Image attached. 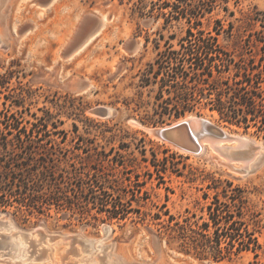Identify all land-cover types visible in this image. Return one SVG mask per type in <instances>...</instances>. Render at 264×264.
<instances>
[{"label": "rangeland", "instance_id": "obj_1", "mask_svg": "<svg viewBox=\"0 0 264 264\" xmlns=\"http://www.w3.org/2000/svg\"><path fill=\"white\" fill-rule=\"evenodd\" d=\"M136 1L0 0V127L4 128L5 115L28 128L36 123V129L50 133L47 138L71 148L79 166L99 164L110 171L112 166L97 152L112 150L110 158L123 156L133 178L136 173L147 178L146 164L153 170L142 152L148 158L154 153L159 158L174 154L177 170H169L160 185L159 179H148L145 189L150 198L140 205L134 202L141 213L130 214L126 221H111L95 210L81 213L52 207L39 213L17 202L0 206L5 220H11L10 226L0 225V264H264V137L255 127L246 132L226 126L210 110L180 118L155 114L154 98L139 86L138 74L154 61L156 44L165 48L170 40L178 47L189 23L182 18L165 24L172 7L164 5L178 0H155L153 15L144 17L135 8ZM251 16L264 20V0H215L212 11L200 19L207 32L216 34L214 28H222L219 39L226 47L262 54L263 43L253 39L264 38V27ZM172 34L176 38L171 39ZM104 107L114 113L108 117L96 113ZM184 118L208 119L229 135L246 137L249 146L234 158L209 142L194 153L156 133ZM83 148L90 149V156ZM250 156L253 159L245 164ZM116 170L123 175L122 166ZM227 181L246 188L251 209L262 212L259 255L246 251L215 261L180 252L181 241L167 222L160 223L153 214L160 212L167 219L164 211L169 210L181 221L189 216L201 222L203 206L216 194L207 185L220 186L219 196L225 201L222 189Z\"/></svg>", "mask_w": 264, "mask_h": 264}, {"label": "trees", "instance_id": "obj_2", "mask_svg": "<svg viewBox=\"0 0 264 264\" xmlns=\"http://www.w3.org/2000/svg\"><path fill=\"white\" fill-rule=\"evenodd\" d=\"M178 1L164 5L172 7L169 15L164 14L165 24L186 18L189 23L186 35L178 41V47L170 40H166L165 48L156 44L158 52L154 61L148 62L138 74L139 86L149 89L154 98L155 114L180 118L188 113L203 115L205 110H210L217 112L219 121L226 126L242 127L246 132L255 127V132L264 137V52L255 53L249 48L235 51L221 43L222 28H214L216 34L202 28L200 18L212 11L215 0H201L197 4ZM156 4L155 0L134 3L141 17L153 15ZM251 18L261 20L264 27L263 19ZM232 28L233 23L228 33H232ZM174 38L176 35L172 34L171 39ZM253 41L262 42L264 47V38ZM251 42L247 43L250 47ZM1 121L4 128L0 127V206L3 208L17 202L39 213L52 207L81 213L95 210L106 213V219L111 221H126L130 214L141 213L134 202L140 205L150 198L145 189L148 179L157 178L160 185L169 170L177 171L176 162L171 159L174 154L159 158L154 153L148 158L142 152V159L150 162L153 170L146 164L147 178L141 179L139 173L133 178V169L125 165L123 156L110 158L112 150L97 152L112 166L110 171L99 164L88 168L80 162L79 166L71 148L47 138L50 133L36 129V123L28 128L18 118L6 115ZM83 152L90 156L89 148H83ZM120 166L122 176L116 174ZM207 187L216 194L203 206L205 214L199 217L201 222L191 221L189 216L181 221L169 210L164 211L167 219L160 212H155L153 218L167 222L171 234L181 241L180 252L184 254L215 261L232 259L246 251L259 255L262 212L251 209L248 190L227 181L222 189L227 199L224 201L219 196L220 186L208 184ZM204 198L208 199L209 194L205 193Z\"/></svg>", "mask_w": 264, "mask_h": 264}, {"label": "water", "instance_id": "obj_3", "mask_svg": "<svg viewBox=\"0 0 264 264\" xmlns=\"http://www.w3.org/2000/svg\"><path fill=\"white\" fill-rule=\"evenodd\" d=\"M113 108L111 107H104V108H99L96 110V113L104 116V117H108L110 115H112L113 112ZM186 123L190 124L191 126V130H192V134L194 136H196L198 138V140L200 141L201 136L203 135V132L207 130V132H212L214 133L216 136H219V138H228L231 141H234L235 138L226 134H223L222 131H216L214 129V131H211L214 127V125L211 123L210 120L208 119H204V118H187L186 121L181 122V123H177V124H173L164 128H161L159 130L156 131V133L163 137L164 139L174 143L175 145L188 150V151H192V152H200L201 149H197L196 144H194L190 137L187 136V129H186ZM204 128L203 132L201 134L196 135L195 133V129L194 128ZM206 129V130H205ZM200 146V145H199ZM249 146L248 145H244L241 141L240 146L238 147H234V148H226V154L227 156H229L230 158H234L236 156V154L240 151V149L245 148ZM203 148V147H202ZM199 150V151H196ZM4 213L0 212V225L6 224L8 222V220H5L4 218ZM109 231V228H108ZM76 238L78 237V235L75 236ZM0 246H2L0 244Z\"/></svg>", "mask_w": 264, "mask_h": 264}, {"label": "bare ground", "instance_id": "obj_4", "mask_svg": "<svg viewBox=\"0 0 264 264\" xmlns=\"http://www.w3.org/2000/svg\"><path fill=\"white\" fill-rule=\"evenodd\" d=\"M187 120V118H184V119H181V120H179L178 122H176V123H174V124H177V123H181V122H184V121H186ZM212 123V122H211ZM213 125H214V127H216V128H213L211 131H214V129L216 130V131H222V133L223 134H226V135H229L223 128H221L220 126H218V125H216V124H214V123H212ZM186 125V129H187V136L188 137H190V139H191V141L194 143V144H196V146H197V149H203L202 147H203V145H204V143H206V142H209V143H211V145H213V147L216 149V151H219L221 154H226V148H236V147H238V146H240V143H241V141H242V143L244 144V145H248V143H249V139H246V137L245 138H243V137H238V136H232V135H229V136H232V137H234L235 138V140L234 141H236V145H234V146H228V145H225V142H228V141H231L230 139H228V138H226V137H224V138H219V136H216L214 133H212V132H207V130L206 131H204L203 132V130H204V128H194L195 129V133H196V135H198V134H201L202 132H203V135L201 136V138H200V141L198 140V138L196 137V136H194L192 133V130L190 129L191 128V126H190V124H188V123H186L185 124ZM219 130H218V129ZM171 144V143H170ZM200 145V146H199ZM185 151H187V150H185ZM196 151H199V150H196ZM192 152V151H191ZM194 153H196V152H194ZM254 156V155H253ZM253 156L251 157H249L247 160H246V162H245V164H247L251 159H253ZM6 225L7 226H10L11 225V220L9 219L8 220V222L6 223ZM16 245H17V247H18V242H16Z\"/></svg>", "mask_w": 264, "mask_h": 264}]
</instances>
